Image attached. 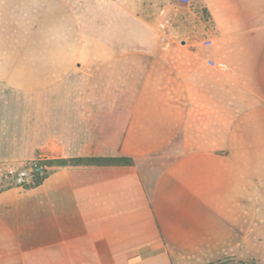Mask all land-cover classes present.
I'll list each match as a JSON object with an SVG mask.
<instances>
[{"label": "crops", "instance_id": "obj_1", "mask_svg": "<svg viewBox=\"0 0 264 264\" xmlns=\"http://www.w3.org/2000/svg\"><path fill=\"white\" fill-rule=\"evenodd\" d=\"M200 2L191 27L175 0H0V166L49 163L0 190V264H189L251 245L264 0ZM92 157L126 162H59Z\"/></svg>", "mask_w": 264, "mask_h": 264}, {"label": "rangeland", "instance_id": "obj_2", "mask_svg": "<svg viewBox=\"0 0 264 264\" xmlns=\"http://www.w3.org/2000/svg\"><path fill=\"white\" fill-rule=\"evenodd\" d=\"M192 2V0H191ZM189 3L190 8L194 14H190L189 26L196 27L199 25L198 17L204 22L205 17L199 11L197 12L195 8L192 7V3ZM189 12V11H188ZM120 162V158H116ZM11 184L5 178V175L0 170V188L10 186ZM264 214L262 215L263 218ZM264 220V219H263ZM264 225V221H262ZM250 247V251H249ZM189 264H264V227L256 230L252 236L251 245H242L241 249L235 252L227 253L220 257L204 260H196Z\"/></svg>", "mask_w": 264, "mask_h": 264}, {"label": "built area", "instance_id": "obj_3", "mask_svg": "<svg viewBox=\"0 0 264 264\" xmlns=\"http://www.w3.org/2000/svg\"><path fill=\"white\" fill-rule=\"evenodd\" d=\"M189 4L190 0H175ZM210 43L205 40L204 44ZM49 168L48 159L35 157L28 160L16 161L0 166V170L11 185L29 187L39 183L46 175Z\"/></svg>", "mask_w": 264, "mask_h": 264}, {"label": "trees", "instance_id": "obj_4", "mask_svg": "<svg viewBox=\"0 0 264 264\" xmlns=\"http://www.w3.org/2000/svg\"><path fill=\"white\" fill-rule=\"evenodd\" d=\"M192 7L195 8V10L203 14V17H205V20L208 19L206 9L202 6L200 0H192ZM116 158L120 157H113V158H100V157H92V158H76V159H70V160H60L61 163H123L126 162L124 158H120V162ZM4 188V187H3ZM3 188H0L3 189Z\"/></svg>", "mask_w": 264, "mask_h": 264}, {"label": "water", "instance_id": "obj_5", "mask_svg": "<svg viewBox=\"0 0 264 264\" xmlns=\"http://www.w3.org/2000/svg\"><path fill=\"white\" fill-rule=\"evenodd\" d=\"M182 42H184V41H182Z\"/></svg>", "mask_w": 264, "mask_h": 264}]
</instances>
